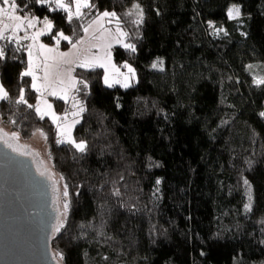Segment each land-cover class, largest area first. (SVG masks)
<instances>
[{"label":"trees","instance_id":"obj_1","mask_svg":"<svg viewBox=\"0 0 264 264\" xmlns=\"http://www.w3.org/2000/svg\"><path fill=\"white\" fill-rule=\"evenodd\" d=\"M17 2L27 4L18 13L47 17L73 42L114 11L136 46L113 49L116 64L135 69L129 87L104 85L101 68H76L80 152L57 143L54 124L35 111L30 77L20 76L25 52L3 44L10 98L0 101V118L23 139L44 133L67 186L64 226L51 238L59 264H264V85L254 83L264 73V0H92L71 23L48 5ZM136 3L141 24L126 15ZM233 5L241 15L229 19ZM22 88L33 108L14 102ZM57 101L63 113L69 105Z\"/></svg>","mask_w":264,"mask_h":264},{"label":"rangeland","instance_id":"obj_2","mask_svg":"<svg viewBox=\"0 0 264 264\" xmlns=\"http://www.w3.org/2000/svg\"><path fill=\"white\" fill-rule=\"evenodd\" d=\"M73 10H74V7H73ZM82 11H84V9H82ZM227 15H228V12H227ZM29 16H35V15H29ZM37 18H38V21L36 22L35 27L28 29L27 34L29 36H31L34 32L44 27L43 25L44 18H39V17ZM228 18L236 19L238 17L230 18L228 16ZM96 19L97 17L94 20ZM116 26H117V22H115L113 19H111V22H109V18H104L99 24H92V27L89 29L88 33L84 32L83 36L81 37L84 39V43L77 44V47L75 49H73L71 44L70 45L67 44V46H63L64 40H60V43L57 46L55 40L52 38V34H54L52 32L53 29L51 33L40 36L39 40L35 44H33V41L31 39H20L19 43H17L15 40H12L11 42L7 39L0 40V48L3 47V44L5 42V44H10L12 46L17 47L19 50H22L25 52L26 57L24 60L25 62L24 70L27 68L28 60H29L28 46L33 45L32 47L33 63L34 65L36 64L40 65V67L35 68V75L37 76L36 83H37V86L40 87L41 89L40 91H37L36 89L33 88L36 91L35 105L36 107H39L41 109V113H47V115L45 116L56 127L58 140H61V139L67 140L69 136L71 139L74 140L73 134H72L73 128L80 121V118L82 115V112L79 110L82 105L78 100H76V98H74L75 96L74 92L77 88L76 87L77 78L74 72L76 68L80 67L81 63L85 62L86 58L88 61H91L94 57H99L100 62L104 63L105 67L96 66L97 68H101L103 70L102 81L104 85H106L104 83L105 75L108 76L109 82H112L113 86L118 85V86L123 87L122 85L125 82V77H128L127 83L129 84V86L136 83L137 75H136L133 65L127 61L122 62L121 64L118 65L114 61V58H113L114 47L115 46L124 47L123 44H128L126 41V37H119V34L116 32ZM106 29L110 30V32L105 31ZM121 29L123 30L122 27ZM5 35L9 36L11 35V32H6ZM24 35L25 33L23 30L17 33V36L19 37H23ZM118 38L121 39L123 43H117L116 41ZM39 44H44L47 47L54 48L55 52L45 53L44 55H41ZM60 52L69 53V56L66 57V59L71 62L66 63V64H60L59 68L53 69L52 71L55 73V75L50 76L48 81H45L43 79L44 77L43 62H44L45 55L51 58V57L57 56V54ZM48 63L51 64V63H54V61L52 59H49ZM125 63H127L128 65L131 66L132 69H134V75L128 71V68L124 67ZM96 67H80V68L90 69V68H96ZM263 75H258L255 79L264 78ZM30 80H32L31 77H30ZM116 80H119L120 83H114V81ZM73 81L76 82L75 87L72 86ZM0 83H2L1 78H0ZM45 84H47L48 86L44 87ZM52 91H55L56 95H50L49 93ZM62 96L64 97L63 99L61 98ZM55 100H59L57 102L58 104L60 103L61 105L68 103L69 107H64L63 109H65L66 111L64 110L63 113L60 112L61 114L58 113L61 110H59V108L57 110L55 109L54 107ZM48 104L51 105V108H48ZM53 113L55 114L56 117H59V119L55 120V122L53 121V115H52ZM73 113H78V115H73ZM38 115L40 116V114ZM74 121H78V122L74 123ZM0 129H3L4 131L8 133L13 132L11 129V125L7 124L6 122H3L1 118H0ZM40 132L42 131H39V130L36 131L31 137L27 139H23L20 137V142L31 147L34 151H36L41 156L46 167L49 168L54 179H56L58 195H59L58 203H59L60 214H61L65 210L63 208V204L66 203L67 196H64L63 194L64 185H63L62 178L53 168L51 158L47 151V145L45 144V135L43 136L40 135ZM244 180L245 179H243L240 184L245 191L246 203H247L248 202V191H249L248 185L250 184L248 182V185H245ZM251 195H252V187H251ZM63 217L64 216H61L60 218L62 219ZM60 262H61V259H60Z\"/></svg>","mask_w":264,"mask_h":264},{"label":"water","instance_id":"obj_3","mask_svg":"<svg viewBox=\"0 0 264 264\" xmlns=\"http://www.w3.org/2000/svg\"><path fill=\"white\" fill-rule=\"evenodd\" d=\"M13 143L26 154L0 143V264H59L51 248L60 216L57 181L36 151Z\"/></svg>","mask_w":264,"mask_h":264},{"label":"snow or ice","instance_id":"obj_4","mask_svg":"<svg viewBox=\"0 0 264 264\" xmlns=\"http://www.w3.org/2000/svg\"><path fill=\"white\" fill-rule=\"evenodd\" d=\"M35 3L38 5H48L50 7V10L56 11L60 10L66 13V19L69 23L72 22L73 17H76L79 19L81 16L84 15L82 9H88L95 7L94 3H92V0H35ZM23 8H27V4L20 5L17 0H0V40H9L10 42L12 40H15L17 43H19L20 39H31L33 41V44H35L40 36H43L45 34L51 33L54 24L52 21H50L47 17L43 20L44 27L36 32H34L31 36H29L28 29L34 28L36 22L38 21V18L35 16H29L28 14H18L19 10ZM74 7V10H73ZM134 11H129L126 13L128 16L135 15L136 19L132 22L134 24H141L144 21V11L143 8L139 3H136L133 5ZM241 15V9L238 5H233L228 10V16L230 18L239 17ZM104 18H109V22H111V19H116L117 26H116V32L119 34V37H126L128 35L127 32H124L119 23V17L117 16V13L114 11H107L100 13L97 16L96 20H93L92 23H90L87 27H84L83 31L85 33H88L89 29L92 27V24H99ZM23 30L25 35L23 37L17 36V33L19 31ZM222 29H217V31H221ZM109 31L110 30H105ZM6 32H11V35L6 36ZM52 38L55 40L56 45L58 46L60 43V40L67 41L69 44L72 45L73 49L77 47V44H83L84 39L81 38L75 42H73V39L71 36L65 35L63 31H57V33L52 34ZM117 43H123L121 39H117ZM123 46L130 50L131 52L136 51V46L134 44H123ZM32 47L33 45L28 46V65L27 68L21 72L20 76L23 77H31V84L30 87L36 89L37 91H40V87L37 86V76L35 75V68L40 67L39 64L34 65L32 60ZM110 47V45H109ZM39 49L41 51V55H44L45 53H52L55 52L54 48H50L45 46L44 44H39ZM19 49H17L18 51ZM110 55V54H109ZM69 56V53L67 52H60L55 57H48L45 55L44 62H43V70H44V77L43 79L45 81H48L49 77L52 75H55V73L52 71L53 69L59 68L60 64H66L70 63L71 61L67 60L66 57ZM5 58V50L3 48H0V59ZM52 59L54 63H48V60ZM163 63L162 61L160 62ZM105 67L104 63L100 62L99 57H94L91 61H88L87 58L85 59V62L80 64V67ZM157 63H153L152 67L157 68ZM124 67L128 68V71L134 75V69L131 68L130 65L127 63L124 64ZM251 68V66H249ZM128 77H125V82L123 83V87H129V84L127 83ZM75 81L72 82V86L75 87ZM80 83L84 84V87H87V84L83 81H80ZM104 83L108 87H112L113 83L109 82V78L107 75L104 76ZM114 83H120L119 80L114 81ZM254 83L257 85H264V78H257L255 79ZM48 85L45 84L44 87H47ZM79 91V89H77ZM50 95H56L55 91H52L49 93ZM9 92L5 89L2 83H0V101L8 100ZM64 98L63 96L61 97ZM74 99V98H73ZM16 104H25L28 108H33L34 106L25 99L24 96V89L22 88L20 90L19 98L14 101ZM75 107V105H74ZM48 108H51V105L48 104ZM81 112L84 111V108L81 106L79 109ZM35 111L40 114V118L43 119L47 113H41V109L39 107L35 108ZM53 121L59 119V117H56L53 113ZM73 115H78V113H73ZM262 118H264V112H261L259 114ZM13 124L16 123V121H11ZM78 122V121H74ZM40 135H44L43 132H40ZM19 133L18 132H5L3 129H0V143H3L4 146L8 149H11L12 152H17L19 155H25L26 153L19 151V149L14 145V141L19 140ZM57 143H71L75 146V148L80 151L84 152L86 149V144L84 141L76 142L75 140L71 139L70 136L67 140L61 139L58 140ZM41 176H44L45 173L41 172ZM160 181H157V184H159ZM244 184L248 185V181L244 180ZM249 191H248V202L244 205V209L248 212L252 211V195H251V186L248 185ZM64 196L68 195L67 186H65L64 190ZM63 208L65 209L64 213H61L60 216L57 217V223L54 225V231L59 233L61 228L64 226V221L60 218L61 216H65L66 212L69 208L68 203L63 204ZM61 259H63V256L61 254Z\"/></svg>","mask_w":264,"mask_h":264}]
</instances>
